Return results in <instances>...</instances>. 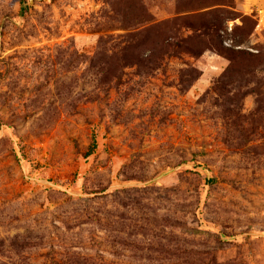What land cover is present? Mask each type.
Listing matches in <instances>:
<instances>
[{"label":"rangeland","instance_id":"rangeland-1","mask_svg":"<svg viewBox=\"0 0 264 264\" xmlns=\"http://www.w3.org/2000/svg\"><path fill=\"white\" fill-rule=\"evenodd\" d=\"M21 1L0 0V264H264V0ZM217 3L224 47L263 57L225 82L193 11Z\"/></svg>","mask_w":264,"mask_h":264},{"label":"trees","instance_id":"trees-1","mask_svg":"<svg viewBox=\"0 0 264 264\" xmlns=\"http://www.w3.org/2000/svg\"><path fill=\"white\" fill-rule=\"evenodd\" d=\"M224 1L220 2L223 3ZM22 5L25 4V2L22 0L21 1ZM214 5H220V4H212L210 6H203L200 5L199 7H196L195 9H193V11H196L198 14L196 16H199L198 12H201L203 10L205 15L202 16H210L208 18V20L206 22H203L202 24V28L204 30H207L209 33V48L214 51H216L217 53L224 55L226 58H228L231 61V64L229 66V68L226 70L225 74L221 77L220 82H225L227 81V79H229L231 76V74H233L235 71H237L238 69L245 71L246 69L241 68V66H245V67H249L250 69H254L255 67H258V65H260V63H262V58L263 57H259V56H255L252 53L249 52H245L242 50H234V49H228L225 48L222 42V39L219 38L220 37V30H221V19L219 18L217 12H223L221 10H207L209 9L211 6ZM23 8H25V6L23 5ZM194 14V15H195ZM227 14H229V16L227 17H232V19H234V14L230 11H227ZM150 18L149 12L148 10H146L144 12V21H148ZM142 23V20H141ZM221 23V24H220ZM194 30H196V28H194ZM112 39V38H111ZM106 42H108L107 40H105L104 38H101L100 43L101 45H104ZM126 42H128V44H126ZM141 41L137 40V38H134L132 36H130V40L128 41H121V44L119 43V45H121V51L120 52H115V50H113L112 55L110 56V58L107 60V65L108 67L106 68V64L105 61H103V67L99 70L98 75L102 76V80L104 82L108 81V77L110 75H113V77L115 79H117V81H121V77L123 74V69L125 67H127L129 64L126 63V59H128L129 55H128V50L129 49H134V50H138L141 47ZM117 45V46H119ZM116 46V47H117ZM187 52L191 53V54H198V52L191 50L190 48L186 49ZM141 55H137L135 56L134 60L130 62V64L133 65H137V66H143L144 65V61L145 59H143ZM101 56L98 59L99 60H103ZM256 60L257 62L254 63L253 60ZM151 59L148 60L147 63V67L149 65L153 64V61H150ZM111 65L114 67V72L111 69ZM231 79V78H230ZM233 80V78H232ZM110 81H108L109 83ZM92 149L96 146V142L95 140L93 141L92 144ZM213 264H219L218 262H213Z\"/></svg>","mask_w":264,"mask_h":264},{"label":"built area","instance_id":"built-area-1","mask_svg":"<svg viewBox=\"0 0 264 264\" xmlns=\"http://www.w3.org/2000/svg\"><path fill=\"white\" fill-rule=\"evenodd\" d=\"M256 20H257L256 31L264 32V8L257 9Z\"/></svg>","mask_w":264,"mask_h":264},{"label":"water","instance_id":"water-1","mask_svg":"<svg viewBox=\"0 0 264 264\" xmlns=\"http://www.w3.org/2000/svg\"><path fill=\"white\" fill-rule=\"evenodd\" d=\"M35 0H30L31 3H34Z\"/></svg>","mask_w":264,"mask_h":264}]
</instances>
